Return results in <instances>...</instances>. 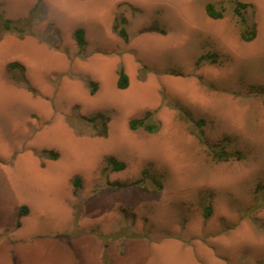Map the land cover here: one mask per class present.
<instances>
[{
  "label": "rangeland",
  "instance_id": "374dc122",
  "mask_svg": "<svg viewBox=\"0 0 264 264\" xmlns=\"http://www.w3.org/2000/svg\"><path fill=\"white\" fill-rule=\"evenodd\" d=\"M236 2L255 24L251 41L240 37ZM208 3L222 17H209ZM1 17L26 29L0 26V75L10 83L0 81V164L43 205L27 229L64 224L77 173L69 235L87 231L78 221L103 193L118 204L110 231L91 230L104 243L174 239L195 246L201 264H264V0H0ZM16 61L27 84L6 69ZM147 111L155 131L130 129ZM97 114L104 122L89 120ZM220 148L230 157H215ZM30 154L53 162L43 172ZM109 156L125 168L107 169ZM166 249L145 264H200L184 246Z\"/></svg>",
  "mask_w": 264,
  "mask_h": 264
},
{
  "label": "crops",
  "instance_id": "0c3cea01",
  "mask_svg": "<svg viewBox=\"0 0 264 264\" xmlns=\"http://www.w3.org/2000/svg\"><path fill=\"white\" fill-rule=\"evenodd\" d=\"M18 59H22L28 66L24 58ZM0 81L10 85L4 80L3 75H0ZM30 156L37 160V165L43 172L53 162L52 160L41 162L32 154ZM4 168L6 167L0 164V264H145L154 256V248L164 247L167 250L166 248L173 244L191 250L194 256L191 253L190 257H194L192 260L194 263L196 260L200 261V264L203 263V255L195 246L174 239L125 238L104 243L91 230L110 231L111 226L107 219L116 217L118 204L116 200H107L106 194L103 193L87 202L84 215L78 221V226L87 231L69 235L74 227L71 225L72 211L69 205L70 182L75 175H79L77 173L68 178L69 196L64 224L50 229L45 227L27 229L26 222L38 208L42 214L40 211L43 210V205L37 207L22 195L23 188L17 187L5 176ZM104 252L106 260L103 259ZM210 258L228 264L220 258L213 256Z\"/></svg>",
  "mask_w": 264,
  "mask_h": 264
},
{
  "label": "trees",
  "instance_id": "16d2710c",
  "mask_svg": "<svg viewBox=\"0 0 264 264\" xmlns=\"http://www.w3.org/2000/svg\"><path fill=\"white\" fill-rule=\"evenodd\" d=\"M246 6H247L246 3L236 2L235 14L238 16L240 24L242 25V30L240 32L241 39L244 41H251L255 37L256 31H255L254 22L252 20H249L248 18H246L244 13L242 12V10L244 8H246ZM205 11H206L207 15L211 18H220L223 15L222 11L216 9L212 3L206 4ZM32 13H33V11H32ZM27 20L29 21V20H31V18L30 19L28 18ZM0 26L3 30L14 31V32L18 33L20 36H22L24 33H26V29L23 26V24L21 23V21H14L12 19L1 17L0 18ZM115 28L117 29L116 26H115ZM117 30H118V33L120 34V36L122 38H124V39L127 38L126 31L123 27H121ZM74 37H75V40L79 46H82L84 44L83 29L77 28L74 32ZM209 57H210L209 55L203 54L198 58L197 63H200L204 60H207ZM6 69L9 73H12V75L15 73V71L18 70L19 71V77L15 78V76H14L13 78L15 79V81H17V83L27 84L26 78L24 76V69L20 63L11 62L7 65ZM90 84L92 86L90 89V93L93 94L96 90V85L93 81H90ZM116 85L119 89H125L128 86V76L122 68H120L118 71V77H117ZM28 89L33 91V89L29 86H28ZM150 116H151V112L147 111L141 117H136V118L130 119V121H129L130 129H136L137 127H143L147 131H151V132L155 131V129H156L155 124L147 121L150 118ZM89 120L93 121V122H97V121L104 122L101 114H97L94 117L89 118ZM99 135H101V136L106 135L105 125H103V131L100 132ZM200 138L203 139L202 135H200ZM49 153H50V155H49L50 158H52V159L57 158V154L55 152H49ZM213 155L215 157L221 158V159H227L228 157H230V154L221 148L218 150L214 149ZM106 162H107V166H108L107 169H111L113 171H121L126 166L123 161H120L113 156L107 157ZM147 173L148 172L144 171L145 175H147ZM137 181H139V180H137ZM153 182L156 183L157 187L161 186L160 182H158L157 179L153 178ZM133 183H136V182H133ZM73 184H74V187H79L80 186L79 178L75 177L73 180ZM110 185H111V183H110ZM114 185H116L118 187H123V186H126L127 184H125V183L119 184L118 182H114V184H112V186H114ZM141 186H143V184H141ZM22 212H23V210H22ZM209 213H210V207H207L206 208V215H209ZM104 260H105V256H104Z\"/></svg>",
  "mask_w": 264,
  "mask_h": 264
}]
</instances>
